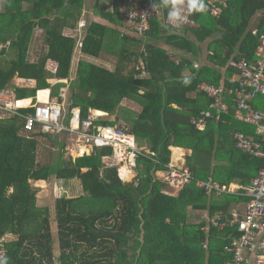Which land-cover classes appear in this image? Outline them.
Segmentation results:
<instances>
[{"label": "trees", "instance_id": "16d2710c", "mask_svg": "<svg viewBox=\"0 0 264 264\" xmlns=\"http://www.w3.org/2000/svg\"><path fill=\"white\" fill-rule=\"evenodd\" d=\"M0 1V45L9 42L8 47L0 49V92L10 88L14 77L35 81L33 88L12 87L17 105L24 107L30 101L23 99L47 89L61 102L58 94L66 86V119L73 108L80 110L82 118L90 109L113 116L122 110L124 99H131L141 109L134 117H124V131L134 137L138 148L148 151L135 155V177L123 182L116 166L107 167L102 162L103 157L111 156L112 148L104 147L100 154L92 151L64 158L65 144L55 138L60 135L42 134L38 129L23 131L22 116L31 114L32 109L1 116L0 238L15 233L14 239L4 243L8 264L230 262L223 247L240 236L236 228L209 226L205 235L200 231L186 235V211L230 219L231 210L246 202L237 195L208 196L195 181L211 178L220 185H248L262 163L236 149L232 133L253 135V130L234 121L230 100L228 113L213 114L203 130H195L191 120L209 103L199 91L201 83L222 86L225 97H229L226 92L232 87L228 80L233 70L228 62L255 61L258 34L264 30V0H203L206 11L193 10L190 16L197 27L180 31L165 24L169 7L163 6L162 0H145L144 5L159 7L141 37L120 36L125 29L119 19L123 0H94V17L103 22L92 21L80 28L84 0ZM209 1L220 9L217 18L211 16ZM37 31L41 45L39 53L30 59ZM75 51L82 58L71 81ZM103 55L113 59V69L91 62ZM48 61L56 64L53 71L47 67ZM186 70L189 77H184ZM185 78L191 80L187 86L182 83ZM53 80L59 82L52 85ZM253 106L264 112V97L259 96ZM116 121L101 119L99 123L115 126ZM40 139L58 148L56 153H49L50 160L45 164L38 160ZM172 147L191 151L185 163L193 180L169 197L163 193L166 184L156 173L166 170ZM51 179H76L81 192L75 198L60 196L54 200L57 257L49 211L36 206L37 189L30 185ZM37 218H43L39 230L27 232V223Z\"/></svg>", "mask_w": 264, "mask_h": 264}, {"label": "built area", "instance_id": "2783aa9c", "mask_svg": "<svg viewBox=\"0 0 264 264\" xmlns=\"http://www.w3.org/2000/svg\"><path fill=\"white\" fill-rule=\"evenodd\" d=\"M144 2L145 0H123L119 8V19L125 27L121 31V37L125 34L141 37L149 30L150 17L157 12V7L154 8L153 4L144 5ZM207 7H209L211 16L217 18L220 15V9L214 7L213 2L209 1ZM181 8L183 22L171 23L168 20L167 12L165 24L176 31L184 28H196L197 24L190 17L193 10H189L188 0H183ZM78 26L82 27V22H79ZM252 34L255 35L256 30H253ZM8 45L9 42L0 45V49L6 48ZM254 56L256 58L254 62H248L245 59L228 62V67L233 70L232 77L228 80L232 87L226 92L229 97H225L222 86L216 87L204 82L199 85V91L205 95L209 103L205 109L199 110L197 116L191 120L195 130H203L206 120L210 119L213 114L228 113L230 100L234 107L232 110L234 121L245 124L253 130V135L233 132L232 140L235 148L262 163L254 178L245 186L234 183L220 185L211 178L195 181V186L208 196L214 194L218 197L229 194L243 197L246 200L242 204L244 206L242 215H239L237 209H233L230 212V219H225L220 214L207 218L208 227L219 230L231 227L236 228L240 233L238 238L223 247V251L230 255V262L227 264H264V112L253 106V102L259 96L264 97V30L258 34V46ZM177 63L178 60H175V64ZM47 90L46 101L39 100V92L44 91L40 90L37 91L34 101H30L24 107L17 106L18 100L15 99L12 92L1 91L0 118L4 115H15L19 109H32L31 114L22 116L23 131L33 132L38 129L40 133L50 136L66 132L72 140L85 148L81 156L89 155L95 150V147H110L112 148L111 156L103 157L102 162L107 167L116 166L121 180L120 165L124 166L127 171H134L135 155L144 150L136 147L132 135L127 134L116 125L106 126L99 123L103 116L91 111L85 118H82L78 108L69 110L68 123L64 124L62 115L65 110L64 103L59 102L56 97H51L50 90ZM58 97L65 98L63 89H60ZM159 180L166 184L168 189H165L163 193L170 197L177 195L180 190L191 183L193 178L186 164L174 163L170 160ZM5 240L6 236L0 238V259L5 258L6 255ZM205 247L203 245V248Z\"/></svg>", "mask_w": 264, "mask_h": 264}, {"label": "rangeland", "instance_id": "374dc122", "mask_svg": "<svg viewBox=\"0 0 264 264\" xmlns=\"http://www.w3.org/2000/svg\"><path fill=\"white\" fill-rule=\"evenodd\" d=\"M93 2L94 0H84V4H83V12H82V16L79 20H83L80 21L82 22V24L85 23H89L92 21H96V22H100L102 23L103 21L98 19L97 17H94V13H93ZM1 3V1H0ZM79 24V23H78ZM120 30V29H119ZM71 32V35L74 34L76 32L73 31H69V34ZM40 32H35L34 35V42L32 43V47H31V51L29 54V58L33 59L36 53H39V49H40ZM35 53V54H34ZM103 57V58H102ZM101 58L102 59H95V60H91L92 63H95L96 65H102L104 67H106L107 69L109 68L110 70L113 69L114 67V61L113 59H106L105 56L103 55ZM81 55L80 53H78V51H75V53L73 54V58H72V64H71V76L74 77V73H75V69H76V64L77 62L81 59ZM104 59V60H103ZM103 60V61H102ZM108 62V63H106ZM206 62V59L203 58L202 63L204 64ZM113 116H117L116 113H114ZM112 119L111 117H105L102 118V120H110ZM100 120V119H99ZM115 125L117 126V121L115 122ZM119 128H121L122 130H124V126L122 125H118ZM64 136H69V134H67L66 132H64L63 137L62 136H58L55 137L56 139H58L59 141L63 142L65 144L69 143V139L67 140L66 137ZM40 147H39V156H38V160L40 159V164H45L47 163L50 159L49 157V153H56L58 151L57 147H52V145L43 140L40 139ZM74 144H77L76 141L73 142ZM136 144V143H135ZM70 147L68 146V149L63 150V155L64 158L66 157H71V158H76L78 156H76L77 154L75 153L74 149H69ZM31 187L37 189V194H36V206L38 208L41 209H46L47 211H49V215H48V219H49V224H50V228H51V236H52V246H53V252L54 255L57 257L59 254L58 251V242H57V233H56V222H55V217H54V200L57 197L60 196H65V197H77L81 194L80 192V188H79V181L74 179V180H54L51 179L47 182H45L44 184H39L40 186H36V184H34L33 182H30ZM168 189V188H166ZM40 191H42V193H39ZM175 196V195H173ZM239 211H241L244 207L242 206H238L237 207ZM43 223V218H37L35 219L33 222H28L27 226L29 229L27 232H36L37 230H39V228L41 227V224ZM35 227H37L36 230ZM33 229V230H31ZM15 233L12 234H8L6 236V240H10V239H14L15 238Z\"/></svg>", "mask_w": 264, "mask_h": 264}, {"label": "crops", "instance_id": "0c3cea01", "mask_svg": "<svg viewBox=\"0 0 264 264\" xmlns=\"http://www.w3.org/2000/svg\"><path fill=\"white\" fill-rule=\"evenodd\" d=\"M103 61V60H102ZM108 63V62H106ZM47 67L50 68L52 71L54 69V67H56V64L54 62H51V61H48L47 62ZM109 69V68H108ZM110 70V69H109ZM71 70H70V79L72 81L73 79V76H71ZM190 73L189 71H185V74H184V77H189ZM59 82L58 80H53L51 82V84H55ZM62 82L64 84H68V81L67 80H62ZM35 86V81L33 80H24V79H20V78H17V77H14L11 82H10V88L6 89L7 91L9 92H13V88L12 87H25V88H33ZM65 91V98L62 99V103H64V113L62 114L64 116V124H67V96H66V86H64L63 88H61ZM37 93V92H36ZM47 94H48V90H44V91H40L39 94H38V97H39V100L40 101H46V98H47ZM23 100H29V101H34V97L32 98H27V99H23ZM22 101V100H21ZM175 108V106H173ZM120 109H118V111L116 112L117 116H107V114L101 112V114H103L102 118H105V117H111L112 119H110L109 121H114V119L117 118V126L118 125H122L124 126L123 128H125L127 126V123L126 121L124 120V117H134V115L138 114V112L140 111L141 107L138 103H136L135 101L131 100V99H124L122 102H121V105H120ZM89 111H96V110H89ZM97 112V111H96ZM70 113V111H69ZM64 134V133H63ZM63 134H61L60 136L63 137ZM66 137V139L68 140L69 139V143L66 144L65 142V149H68V146L71 148V149H74L75 153L77 154L76 156L80 157L82 155L81 151L84 150L85 148L78 144H74V140L71 139V137H68V136H64ZM136 145V144H135ZM137 147V145H136ZM69 148V149H70ZM138 148V147H137ZM138 149H143L145 150L144 148H138ZM147 151V150H145ZM171 161L174 162V163H185V160H186V157H188L190 154H191V151L189 149H184V148H180V147H172L171 148ZM121 168H123L122 170H124L123 174H129L130 177H125V180L124 178H122V181L123 182H130L134 175H135V172L134 171H127L124 166L120 165ZM120 168V172L122 171ZM121 175V173H120ZM163 175V172H157L156 173V177L158 179H160ZM34 184H36V186H40L41 184H44L45 182L44 181H37V182H33ZM40 184V185H39ZM41 187V186H40ZM39 193H42V191H40ZM166 195V194H165ZM176 196V195H175ZM238 207V206H237ZM244 207V206H243ZM238 209V208H237ZM243 211H244V208L240 211V214L242 215L243 214ZM186 214L188 215V224L189 226L188 227H185L183 229V233L185 232L186 235H190L193 233V232H202L204 235L205 233L208 231L209 227L207 225V218H208V215L206 214V212H198V211H190V210H187L186 211ZM202 223L205 224L200 226ZM189 236V237H190Z\"/></svg>", "mask_w": 264, "mask_h": 264}, {"label": "clouds", "instance_id": "9594fccd", "mask_svg": "<svg viewBox=\"0 0 264 264\" xmlns=\"http://www.w3.org/2000/svg\"><path fill=\"white\" fill-rule=\"evenodd\" d=\"M183 0H162V4L165 7H169L168 11V20L173 23H182L184 17L182 15V8L181 5ZM153 7H159V5H153ZM188 7L189 10H195L197 12L206 11V6L203 3V0H188ZM182 83L187 86L191 83V80L188 78L183 79ZM0 264H8L7 258L0 259Z\"/></svg>", "mask_w": 264, "mask_h": 264}, {"label": "bare ground", "instance_id": "6f19581e", "mask_svg": "<svg viewBox=\"0 0 264 264\" xmlns=\"http://www.w3.org/2000/svg\"><path fill=\"white\" fill-rule=\"evenodd\" d=\"M17 106H18V105H17ZM91 112H92V113H95V114H97V115H103V114H101V112H99V111H97V112H96V111H91ZM81 153H84V150H82ZM122 169H123V168H122ZM122 169H121V170H122ZM123 171H124V170H122L120 173H121V177L124 178V180H125V177H130V176H129V174H123V173H124Z\"/></svg>", "mask_w": 264, "mask_h": 264}, {"label": "water", "instance_id": "95a60500", "mask_svg": "<svg viewBox=\"0 0 264 264\" xmlns=\"http://www.w3.org/2000/svg\"><path fill=\"white\" fill-rule=\"evenodd\" d=\"M101 150H102L101 147H95V150H94V151H95L97 154H100Z\"/></svg>", "mask_w": 264, "mask_h": 264}]
</instances>
